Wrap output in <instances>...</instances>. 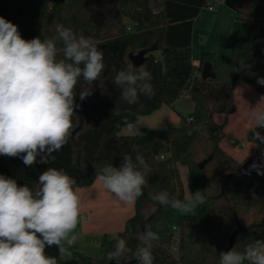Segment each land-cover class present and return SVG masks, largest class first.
Segmentation results:
<instances>
[{"label":"trees","instance_id":"16d2710c","mask_svg":"<svg viewBox=\"0 0 264 264\" xmlns=\"http://www.w3.org/2000/svg\"><path fill=\"white\" fill-rule=\"evenodd\" d=\"M206 5L207 0H0V16L17 25L24 39L56 37V26L62 24L77 37H90L104 58L99 78L93 84L81 78L76 86L75 102L80 107L72 117L67 144L53 153L55 160L26 166L19 157L0 155V175L36 190L39 175L54 167L73 177L74 187L82 188L92 185L105 165L119 167L126 154L135 163L138 153L150 169L124 231L103 236L99 258L76 255L68 264L76 259L81 264H109L107 255L115 250L117 238L125 239L130 249L120 261L137 264L135 251L146 229L160 237L153 242V264H219L220 252H226L237 230L236 251L264 240V175L250 169L254 162H264V143L254 142L250 131L247 141L256 145L255 153L242 161L222 146L223 141L231 147L242 143L226 132L229 117L237 112L235 87L246 86L264 96V86L257 83V77H264L263 0H248L235 10L232 31L238 48L230 84L220 83L217 74L201 78L206 62L215 71L214 53L203 52L200 65L193 63V25ZM57 48L62 58L60 42ZM140 52L146 53L143 65L152 75L154 95H140L137 104L129 105L121 99L114 78L132 67L130 57ZM82 91H91L83 101ZM185 96L193 102L191 122L185 119L180 126L119 135L125 118L137 123L139 116L173 106ZM215 115H224L223 123ZM257 131L264 135V129ZM180 166L189 171L191 194L200 190L205 202L198 205V214L180 215L176 229L177 210L159 205L152 196L167 191L184 201Z\"/></svg>","mask_w":264,"mask_h":264},{"label":"clouds","instance_id":"9594fccd","mask_svg":"<svg viewBox=\"0 0 264 264\" xmlns=\"http://www.w3.org/2000/svg\"><path fill=\"white\" fill-rule=\"evenodd\" d=\"M56 33L49 39L27 40L17 25L0 16V155L19 157L26 166L55 160L53 153L67 144L72 117L80 107L75 102L78 82L83 78L93 84L104 69L103 52L90 37H77L62 24L56 26ZM58 42L62 58H58ZM151 80V73L142 64L119 71L114 83L122 90L121 99L134 105L140 95H154ZM257 83L264 86V77H257ZM90 94L91 91L80 92V100ZM249 119L254 125L249 128L253 141L264 143V135L257 131L264 129V110L256 105ZM123 129L128 134L139 131L136 123L127 118ZM135 161L126 154L119 167L109 163L96 175L103 188L125 205L143 195L150 171L139 153ZM250 169L264 175V162H254ZM38 183L40 187L33 190L0 175V264H58L57 257L45 253L46 246L55 245L63 254L64 242L73 245L77 239L71 235L81 213L76 180L63 169L49 167L39 175ZM252 195L255 199V193ZM152 200L187 213L203 205L205 197L197 190L185 203L161 191ZM159 238L157 232L147 229L140 235L142 243L135 251L137 264H153L151 250ZM129 251L127 241L117 238L115 250L108 253L107 259L120 264V257ZM219 256V264H264V240H254L243 252L234 247Z\"/></svg>","mask_w":264,"mask_h":264},{"label":"crops","instance_id":"0c3cea01","mask_svg":"<svg viewBox=\"0 0 264 264\" xmlns=\"http://www.w3.org/2000/svg\"><path fill=\"white\" fill-rule=\"evenodd\" d=\"M246 3V0H220V4L216 6L214 11L204 8L194 21L192 35L193 63L195 66L200 65L203 52L214 53L215 72L218 81L222 84H230L236 72L235 53L238 48V41L233 34L232 27L235 21V10ZM262 97L264 96L249 87H235L237 112L229 117L226 132L233 134L242 143L239 147L229 145L228 148H223L238 161H242L255 153L256 145L247 141V136L251 131L249 128L254 127L249 119V114L256 104L261 107L258 106V109L264 110V98ZM181 100H189V98L185 96ZM181 100L173 106L163 105L158 111L149 116H139L136 123L139 131L135 134H128L122 128L119 135L133 136L147 130L156 131L182 125L179 121L180 113L176 109L178 104L180 106L184 104V101ZM215 120L218 123H223L224 115H215ZM181 167L179 168L182 176L183 168ZM78 190L81 199V213L79 222L71 233L77 238L74 244L78 251L82 250L79 246L82 241L84 244L87 241L94 243L93 241L97 242L105 235L116 236L118 233L123 232L126 222L135 214V202L128 205L123 204L118 198L107 192L97 179L92 185L78 188ZM52 247H55V245L46 246L45 252ZM64 247L69 254L71 248L66 242H64ZM67 252L57 257L58 264H66L64 262L66 260L65 253Z\"/></svg>","mask_w":264,"mask_h":264},{"label":"rangeland","instance_id":"374dc122","mask_svg":"<svg viewBox=\"0 0 264 264\" xmlns=\"http://www.w3.org/2000/svg\"><path fill=\"white\" fill-rule=\"evenodd\" d=\"M246 2H248V0H246ZM212 11H214V10H212ZM263 16H264V0H263ZM181 101H184V104H182L181 106L178 104L176 109L180 113V115H179L180 120L179 121L181 123H183L185 121V119H187V120L190 119V117L192 115L191 112L193 111V102L190 99L189 100H181ZM258 106L260 107V105H258ZM229 145L230 144L227 141L222 142V146L224 148H228ZM181 168H183L182 169V181H183V184L185 187V192H186L184 202L187 203L188 199L190 197V188H189L190 187V181H189L188 169L185 166H182ZM198 213H199L198 205L193 208V211L187 212V213H181L179 210H177V214H176V217H175L174 222H173L175 228L176 229L178 228L180 215H196ZM100 240H101V238H100ZM99 241H97V242L93 241L94 243L87 241L85 244L82 241L79 245L82 250H79V251L76 249L75 244L68 245L71 248V250H69V254L67 251H65L67 253H65L66 260L64 263H66V264L70 263L71 261L74 260V257L76 255H83V256L92 257V258H99L101 256V247H100L101 241L100 242ZM45 253L49 256H54V255L56 257L62 256V254L59 253L57 246L52 247L50 250L46 251ZM75 264H81V263L78 261V259H76Z\"/></svg>","mask_w":264,"mask_h":264},{"label":"water","instance_id":"95a60500","mask_svg":"<svg viewBox=\"0 0 264 264\" xmlns=\"http://www.w3.org/2000/svg\"><path fill=\"white\" fill-rule=\"evenodd\" d=\"M145 52H140L137 55L131 56L130 60L132 62V66L134 67H139L140 65L144 64L145 62ZM216 73L214 71L213 65L210 62H206L203 67H202V71H201V78L203 80H208V79H212L215 78ZM239 230H237L230 238V242H229V246L227 248L226 251L232 250L233 245H234V240L235 237L237 235ZM109 264H117L116 261H112ZM120 264H135L134 262H125V261H120Z\"/></svg>","mask_w":264,"mask_h":264},{"label":"built area","instance_id":"2783aa9c","mask_svg":"<svg viewBox=\"0 0 264 264\" xmlns=\"http://www.w3.org/2000/svg\"><path fill=\"white\" fill-rule=\"evenodd\" d=\"M218 4H220V0H207V5H206L205 9H208V10H211V11L212 10H215L216 9V6ZM154 12L155 13H158L159 12L158 11V7H155ZM128 31H130V28H128ZM192 120L193 119L190 118V119L187 120V122H191ZM162 158L164 159V156H162ZM175 251H176V249H175Z\"/></svg>","mask_w":264,"mask_h":264}]
</instances>
